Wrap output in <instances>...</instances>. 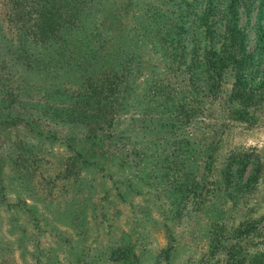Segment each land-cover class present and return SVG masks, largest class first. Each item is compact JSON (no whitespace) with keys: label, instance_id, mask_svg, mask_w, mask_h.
Masks as SVG:
<instances>
[{"label":"trees","instance_id":"trees-1","mask_svg":"<svg viewBox=\"0 0 264 264\" xmlns=\"http://www.w3.org/2000/svg\"><path fill=\"white\" fill-rule=\"evenodd\" d=\"M253 1L225 0L228 7L220 9L209 0L202 10L200 0L1 1L0 134L23 128L25 135L0 147V186L8 174L4 165H15L12 178L24 174L28 182L35 175L38 160L31 157H36L33 150L42 138V146L55 140L64 145L68 157L60 162L61 168L74 173L78 182L79 170L102 171L94 157L106 156L114 145L126 172L141 166L137 168L141 173L135 175L149 179L152 174L162 176L159 171L165 164L180 175L179 198L191 191L200 196L196 181L200 138L187 137L181 129L197 122L201 95L212 94L226 78H233L229 97L239 99L243 111L255 102L248 78L264 59V15L260 9L251 52L250 36L239 18L240 7L250 13ZM130 110L133 116L119 130V118ZM236 114L247 119L243 112ZM133 137L143 142L138 145ZM127 142L129 149L124 146ZM210 158L209 153V163ZM119 196L124 198V191ZM86 205L72 210L70 206L66 213L68 228L76 236L69 259H48L45 264H99L97 253L85 256ZM28 209H20L26 218L11 215L8 229L0 228V264H19L15 253L23 261L28 254V244L38 232L31 225L38 210ZM56 213L64 216V210ZM165 233L167 244L161 254L168 264L177 255V240L170 227ZM220 244L215 243L214 250ZM34 252L33 264H44L38 244ZM106 254L111 264H145L146 260L134 253L129 241L110 246ZM153 264L161 261L155 258Z\"/></svg>","mask_w":264,"mask_h":264},{"label":"rangeland","instance_id":"rangeland-1","mask_svg":"<svg viewBox=\"0 0 264 264\" xmlns=\"http://www.w3.org/2000/svg\"><path fill=\"white\" fill-rule=\"evenodd\" d=\"M208 1L200 0V10ZM215 2L220 9L228 7L225 0ZM260 9L264 15V0L262 3L254 0L250 13L244 7L239 9L240 26L250 36V52L255 48L253 26ZM261 23L264 27V16ZM203 29L200 26V31ZM224 29L225 26L221 31ZM253 68L255 72L248 78V87L255 90L256 100L245 111L239 99L229 97L234 84L233 78H226L212 94L201 95L200 111L194 118L197 122L184 124L181 129L187 137L200 138V175L196 177L200 196L191 191L179 198L176 180L181 181L180 175L175 176L165 164L159 171L164 173L162 176L150 177L155 182L135 175L141 173L137 170L141 166L126 172L114 145L106 150V156L94 157L98 158L102 171H78L80 182L74 173L61 168L60 162L68 155L58 140L47 141L42 146L43 139L38 138L33 150L36 157H31L38 160L34 163L36 172L28 182L24 174H14L12 178L15 172L12 168H16L13 163L4 165L8 174L0 186V228L8 229L11 215L26 218L27 213L20 210L23 207L38 210L32 214L31 221L38 232L35 231L36 236L28 244L25 262L15 253L18 263L33 264L37 244L44 264L48 259H69L76 236L70 231L73 228H68L71 222L66 213L70 206L72 210L87 204L83 222L88 229L83 241L85 256L97 253L99 264H111L106 262L107 249L123 241L134 245V253H140L146 259L145 264H153L155 258L164 264L161 250L167 244L166 226L177 240V255L168 264H264V59ZM236 112H243L247 119H241ZM132 113L130 110L119 118V130L127 125ZM197 124L200 129H193ZM23 131V128L3 130L0 147L16 137L22 139ZM58 137L61 139V134ZM131 139L138 145L142 141V138ZM124 146L129 149L131 145L127 142ZM207 153L211 154L210 163ZM125 181H132V185L129 187ZM121 190L124 198L119 196ZM63 210V217L56 213ZM252 226L254 232L249 228ZM243 230L250 232L241 233ZM5 236L13 242L16 239ZM218 242L221 244L214 250L213 245Z\"/></svg>","mask_w":264,"mask_h":264}]
</instances>
